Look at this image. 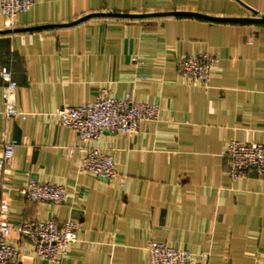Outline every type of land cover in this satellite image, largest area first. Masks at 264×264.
<instances>
[{
    "label": "crops",
    "instance_id": "1",
    "mask_svg": "<svg viewBox=\"0 0 264 264\" xmlns=\"http://www.w3.org/2000/svg\"><path fill=\"white\" fill-rule=\"evenodd\" d=\"M262 18V19H261ZM250 41H253L252 43ZM218 64L205 86L178 70L185 55ZM19 87L26 118H6L0 72V161L17 141L5 188L9 221L76 220L79 239L62 261L35 256L13 232L26 264H153L149 241L206 254L204 264H260L264 175L230 176L228 141L264 143V0H36L9 28L0 10V67ZM113 96L158 103L160 120L90 145L113 154L118 176L79 171L83 144L56 110ZM30 177L63 184L62 204L23 198Z\"/></svg>",
    "mask_w": 264,
    "mask_h": 264
},
{
    "label": "built area",
    "instance_id": "2",
    "mask_svg": "<svg viewBox=\"0 0 264 264\" xmlns=\"http://www.w3.org/2000/svg\"><path fill=\"white\" fill-rule=\"evenodd\" d=\"M36 0H0V10L7 19L9 28H15L18 16L31 10ZM251 43L253 41H250ZM218 58L208 52L185 55L179 59L180 75L193 86L208 84ZM0 72L5 81L6 118H26L16 101L19 84L7 66ZM163 108L160 104L139 100L131 95L113 96L107 85L99 88L93 101L74 106H61L56 110L57 121L70 128L83 144L74 143L70 153L77 148L80 154L79 171L93 175L105 182H112L118 176L113 154L90 145L104 134H136L141 122L158 121ZM17 141L4 140V156L0 161V188H5L4 177L9 173L8 163L12 160ZM226 154L230 158V176L244 178L250 170L264 175V143L243 142L236 139L228 141ZM19 194L26 199L39 202L62 204L67 201V190L63 184L44 182L30 177ZM10 201L0 192V264H26L22 246L13 240V232L20 234V240L31 245L35 256L54 263L69 255L74 243L79 239L80 225L76 220L59 221L55 218L37 220L28 218L14 226L9 221ZM148 250L153 264H204L206 254H195L187 249H178L164 241L152 239ZM260 264H264V257Z\"/></svg>",
    "mask_w": 264,
    "mask_h": 264
},
{
    "label": "water",
    "instance_id": "3",
    "mask_svg": "<svg viewBox=\"0 0 264 264\" xmlns=\"http://www.w3.org/2000/svg\"><path fill=\"white\" fill-rule=\"evenodd\" d=\"M262 19V18H261Z\"/></svg>",
    "mask_w": 264,
    "mask_h": 264
}]
</instances>
